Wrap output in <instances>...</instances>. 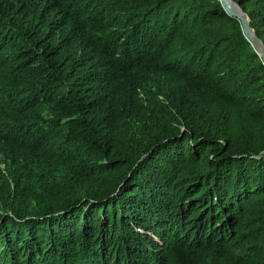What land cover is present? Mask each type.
<instances>
[{"label": "trees", "instance_id": "16d2710c", "mask_svg": "<svg viewBox=\"0 0 264 264\" xmlns=\"http://www.w3.org/2000/svg\"><path fill=\"white\" fill-rule=\"evenodd\" d=\"M0 264H264V64L220 1L0 0Z\"/></svg>", "mask_w": 264, "mask_h": 264}, {"label": "water", "instance_id": "95a60500", "mask_svg": "<svg viewBox=\"0 0 264 264\" xmlns=\"http://www.w3.org/2000/svg\"><path fill=\"white\" fill-rule=\"evenodd\" d=\"M219 1L227 16L237 19L240 22L245 38L264 64V41L257 35L255 28L251 25L248 13L244 11L240 3L236 0Z\"/></svg>", "mask_w": 264, "mask_h": 264}, {"label": "built area", "instance_id": "2783aa9c", "mask_svg": "<svg viewBox=\"0 0 264 264\" xmlns=\"http://www.w3.org/2000/svg\"><path fill=\"white\" fill-rule=\"evenodd\" d=\"M219 1V0H218Z\"/></svg>", "mask_w": 264, "mask_h": 264}]
</instances>
